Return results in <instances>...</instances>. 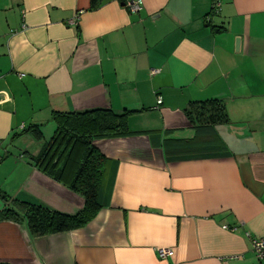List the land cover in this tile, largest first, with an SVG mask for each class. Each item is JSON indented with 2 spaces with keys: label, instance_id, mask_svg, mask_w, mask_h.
I'll return each mask as SVG.
<instances>
[{
  "label": "crops",
  "instance_id": "0c3cea01",
  "mask_svg": "<svg viewBox=\"0 0 264 264\" xmlns=\"http://www.w3.org/2000/svg\"><path fill=\"white\" fill-rule=\"evenodd\" d=\"M139 1L0 0L2 194L79 213L83 148L62 140L38 162L54 115L129 112L125 134L92 139L100 206L82 225L32 233L0 195V264H264V0ZM214 98L229 122L188 121ZM23 135L33 149L8 151Z\"/></svg>",
  "mask_w": 264,
  "mask_h": 264
},
{
  "label": "trees",
  "instance_id": "16d2710c",
  "mask_svg": "<svg viewBox=\"0 0 264 264\" xmlns=\"http://www.w3.org/2000/svg\"><path fill=\"white\" fill-rule=\"evenodd\" d=\"M94 1L92 0V6L95 5ZM185 114L193 125H217L230 120L224 102L215 98L190 103L185 109ZM128 115L129 112L116 113L106 109L55 113L54 118L58 123V128L47 142L44 148L45 154L38 162L44 163L47 169L51 161L46 158L48 153L52 152L54 149L52 147L62 140H66L71 147H76L78 150L80 147L83 148L84 155L71 182V189L82 196L85 201L84 207L77 214H65L16 198H9L0 191L4 201L8 200L11 204L6 207L2 217L15 220L20 216L25 217L30 231L35 234L62 232L85 223L100 206L97 193L104 162L103 154L92 144V139L125 134ZM30 130L36 134L37 138L40 137L41 132L38 127H31Z\"/></svg>",
  "mask_w": 264,
  "mask_h": 264
},
{
  "label": "built area",
  "instance_id": "2783aa9c",
  "mask_svg": "<svg viewBox=\"0 0 264 264\" xmlns=\"http://www.w3.org/2000/svg\"><path fill=\"white\" fill-rule=\"evenodd\" d=\"M126 8L131 12H139L142 10L143 6L141 4V1L139 0H125ZM216 7V6H215ZM214 7V8H215ZM76 19H73L71 22H76L78 16L75 17ZM159 103H161V99L159 100ZM1 145V142H0ZM252 250L255 253V255L262 260L264 263V238H252ZM173 254V251L168 248H159L158 249V255L161 258L168 257Z\"/></svg>",
  "mask_w": 264,
  "mask_h": 264
},
{
  "label": "rangeland",
  "instance_id": "374dc122",
  "mask_svg": "<svg viewBox=\"0 0 264 264\" xmlns=\"http://www.w3.org/2000/svg\"><path fill=\"white\" fill-rule=\"evenodd\" d=\"M51 134H52V131L49 129V128H47L46 127V132H45V136H46V139H48L49 140V138L51 137ZM29 137L28 136H25V135H23V138H22V143L20 144V145H15V146H11V147H9V148H7V150L8 151H10V152H13V153H20L21 152V150H18V149H24V148H28V149H30V150H32L33 149V144L31 143V141L28 139ZM42 143V142H41ZM39 144L40 143H38V146H39ZM25 149V150H26ZM23 152V151H22Z\"/></svg>",
  "mask_w": 264,
  "mask_h": 264
},
{
  "label": "water",
  "instance_id": "95a60500",
  "mask_svg": "<svg viewBox=\"0 0 264 264\" xmlns=\"http://www.w3.org/2000/svg\"><path fill=\"white\" fill-rule=\"evenodd\" d=\"M239 45H240V44H239V41H238L237 47H239Z\"/></svg>",
  "mask_w": 264,
  "mask_h": 264
}]
</instances>
